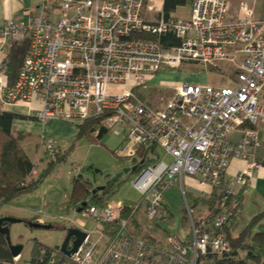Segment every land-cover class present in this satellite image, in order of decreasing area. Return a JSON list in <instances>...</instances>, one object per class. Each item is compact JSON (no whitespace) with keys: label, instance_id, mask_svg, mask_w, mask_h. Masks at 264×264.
I'll list each match as a JSON object with an SVG mask.
<instances>
[{"label":"built area","instance_id":"built-area-1","mask_svg":"<svg viewBox=\"0 0 264 264\" xmlns=\"http://www.w3.org/2000/svg\"><path fill=\"white\" fill-rule=\"evenodd\" d=\"M229 1L191 0L187 17L148 21L142 14L148 0H39L35 14L0 23V114L24 106L42 123L61 119L75 126L101 116L107 130L125 129L120 157L133 159L141 146L152 143L161 151L131 180L139 193L136 201L82 208L95 221V237L83 221L66 219L65 227L86 235L70 255L59 246L48 256L42 250L46 264H200L206 253L220 255L228 248L224 233H212L207 224L229 226L240 208L235 187L248 186L254 169L264 172V162L254 160L258 127H264V17L240 0L236 16L228 19ZM169 31L178 45L164 47L143 38ZM25 38L27 50L10 78L9 47ZM183 62L199 65V71L229 68L234 80L222 86L174 83L159 106L134 92L162 68ZM235 132L236 142L230 139ZM40 143L50 160L61 152L51 138L40 136ZM232 158L247 165L220 188ZM33 162L35 179L40 164ZM184 175L220 188L218 211L195 223L185 201L188 238L136 234L132 217L137 216L142 232L165 220L164 193Z\"/></svg>","mask_w":264,"mask_h":264},{"label":"rangeland","instance_id":"rangeland-1","mask_svg":"<svg viewBox=\"0 0 264 264\" xmlns=\"http://www.w3.org/2000/svg\"><path fill=\"white\" fill-rule=\"evenodd\" d=\"M239 1L240 0L229 1L226 18L232 19L236 16ZM246 1L253 4L255 14L258 17H264V0ZM24 40L27 39L25 38L21 40L20 43ZM233 80L234 74L229 68H221L219 70L210 68L208 70L199 71V65L191 62H183L179 67L174 69L166 67L162 68V70L156 74L153 81L143 87L134 88V92L138 95L141 94L142 97L150 99V103L153 105L159 106L161 105L160 98H166L172 93V89L167 86L174 83L188 82L193 84L222 86L230 84ZM146 87H150V89L146 90ZM262 100H264V91L262 93ZM14 109L18 110L26 108L21 106ZM115 129L116 128H114V130ZM41 136L48 137L44 132L41 133ZM75 137L76 136L73 138L75 139ZM48 138L54 140L52 137ZM119 138L120 137L114 132H110L101 140L82 135L78 140H73L67 143L66 147L61 149V153L64 152V150L69 149L67 153L65 152V158L54 164L53 168L50 169L43 181H41L34 190L22 194L20 198L0 206V214L12 213L17 215L19 214V211L17 210L18 207L24 208L31 203L33 204L31 207L42 211L41 215L50 212L55 216L54 220L51 221L54 228L51 229L31 228L24 221L10 224L9 237L11 243L21 244L23 246L18 259V264H22L23 261L30 258L34 241L41 242L50 247L59 245L65 234V231L62 228L65 227L66 219L68 218L73 217L75 220L83 221L85 223V229L91 231L92 236L95 237L94 219L83 215L81 212L73 214V211L66 208L63 209L62 207L66 205L67 198L71 193L74 177L80 176L83 179H89L92 182H96L98 186L102 185L107 179L114 177L123 167L130 165L131 159L129 160L120 157L118 151L113 147L114 143L117 140H120ZM112 144L113 146H111ZM32 147L34 150L35 144ZM37 152L39 153V156H37L38 159L41 157L43 158L39 160V164H41L39 169L41 172L50 159L46 157L41 143L38 146ZM55 158L56 157L52 159L55 160ZM137 173V171H132L118 177L117 182L113 186V192L110 198L112 200H121L124 203L136 201L139 198V193L132 186L131 180L137 175ZM166 191L167 195H170V199L166 198V202L172 212V217H168V212H166L165 220H159L157 223L162 229L169 233H176L182 238L185 235L184 233L189 229L188 216L186 213L182 215L184 208L185 212L187 211L182 192L177 187L176 183ZM195 214L196 211H192L193 219L195 218ZM145 228L150 233L156 235L159 234V232L154 229V225H148L145 226Z\"/></svg>","mask_w":264,"mask_h":264},{"label":"trees","instance_id":"trees-1","mask_svg":"<svg viewBox=\"0 0 264 264\" xmlns=\"http://www.w3.org/2000/svg\"><path fill=\"white\" fill-rule=\"evenodd\" d=\"M190 3L191 0H163V18L167 19L175 12L177 7L189 5ZM143 38L146 40H156L164 47H171L179 44V40L172 31L160 36L145 35ZM27 47V40H24L22 43L19 42L10 45L6 57L10 78L15 76ZM139 96L142 95L139 94ZM27 118L33 117L13 111H4L0 114V206L11 202L22 194L34 190L38 184L43 181L54 164L64 159L66 155L65 152L67 153V151H69V149H66L64 152L58 153L55 156V160L51 159L46 167L39 173L37 178L33 179L30 174L34 162L22 146L23 141L28 135L23 131H16L13 128V121L15 119ZM101 120V116L91 117L86 119L82 124L77 125L78 132L75 140H78L82 135L101 140V138L109 132V130L101 125ZM245 126L248 127L249 125ZM94 131H97V133L94 134ZM159 157L160 151L157 145L152 143L147 146H141L137 152V156L131 159L130 164L136 165L135 171L138 172L147 164L155 162ZM117 180L118 177H111L102 184L103 188L101 190L93 192L96 187H94V182L89 179H83L80 176L74 177L72 190L67 198L65 208L71 211L74 209L76 210L84 201L87 202V204L83 208L89 205L97 207L104 206L111 199L113 186ZM224 184V180L222 179L220 188ZM220 188H218L217 199L220 195ZM234 198L238 200L237 192ZM217 211L216 209L212 214ZM208 218H211V216L208 215ZM263 218L264 210L251 217L235 237L231 231L232 222L229 226H225L221 229L210 227L209 230L214 234L219 231L224 233L228 241V248L220 255L206 253L202 256L200 264H264V232L260 229L261 220ZM23 220L36 221L35 218H24ZM200 220L201 219L194 218L195 223H198ZM132 222L134 223V231L136 234L143 237L148 235L147 231L142 232L140 229L141 222L137 220V216L132 217ZM5 224L6 223H3V225ZM57 247L58 245L50 247L41 242L34 241L30 258L23 261L22 264H46L47 261H45L43 255H51ZM42 250H44L43 255L40 254ZM3 263L13 264V256L5 235L0 233V264Z\"/></svg>","mask_w":264,"mask_h":264},{"label":"crops","instance_id":"crops-1","mask_svg":"<svg viewBox=\"0 0 264 264\" xmlns=\"http://www.w3.org/2000/svg\"><path fill=\"white\" fill-rule=\"evenodd\" d=\"M39 0H0V23H2L5 19L9 17H23L27 18L28 15L35 14L37 12V5ZM162 5L163 0H148L146 3V7L143 10V17L148 21H155L162 15ZM188 6V7H187ZM187 7V9H186ZM190 12V4L179 6L176 8L175 12L172 16L177 17H187ZM158 74V72L156 73ZM156 75L149 81H153ZM148 82V83H149ZM178 82V81H177ZM159 83V82H157ZM148 86V85H147ZM150 89V87H146V90ZM138 95V94H137ZM145 102L150 103V99L139 96ZM33 106L38 108V103H34ZM11 111L25 114L27 115V109H12ZM13 128L16 131H23L27 133V137L22 143L23 148L30 156L32 161L34 160H41L42 157L38 159L39 156L38 146L40 144V136L41 133L44 132L45 135L48 137H52L56 140V143L60 146V149L66 147L67 143L75 140L73 137L76 136L78 132V128L76 126H72L68 122L61 120V119H53L48 120L46 123L42 124L38 120L34 118H27V119H15L13 121ZM110 132H114L117 136H119L120 140H117L111 146L115 147V149H119L125 139V129L122 127H118L115 130H109L106 134L108 135ZM260 145L255 150L254 160L264 162V127H258ZM104 135V136H106ZM103 136V137H104ZM239 132H235L230 136V139L236 142L239 139ZM102 137V138H103ZM101 138V139H102ZM35 144V148L33 147ZM160 151V149L158 148ZM161 153V151H160ZM46 155V154H45ZM47 157V156H46ZM40 163V162H39ZM41 165V164H40ZM131 165V164H130ZM247 165V161L242 159L232 158L230 161V165L226 169L224 174V183L226 184L230 181L242 168ZM40 173V169H39ZM38 173V175H39ZM37 178V177H36ZM177 187L182 192V196L184 201L187 202V205L192 211H196L194 217L196 219H201L202 217H208L210 215L213 216L214 207L217 202V194L219 189L212 188L209 185H200L198 181L189 175H184L182 177V181L180 182L179 179L175 181ZM182 183V184H181ZM97 186L96 182H94V187ZM237 192V198L241 202L240 208L234 215L232 219V234L235 237L239 230L247 223V221L253 217L254 215L262 212L264 210V172L262 169H254L253 177L250 181L248 186H236L235 187ZM20 196L16 197L15 199L20 198ZM166 198L170 199V195H167V191L164 193V208L165 212H168V217H172V212L169 209L168 203L166 202ZM13 199V200H15ZM112 200V199H111ZM33 204H29L26 207H18L17 210L19 214L14 215L12 213L8 214H0V216H12L17 218H35L36 221L43 223H51L54 220V214L48 212V214L41 215L37 213V208L31 207ZM63 209L65 208L62 207ZM61 208V209H62ZM18 213V212H17ZM185 208L182 211V215H184ZM207 226L211 227V223L208 222ZM154 229L159 232V234H154V237L159 239H164L167 235H175L180 237L176 233H169L166 230L162 229L158 223L154 225ZM260 229L264 232V218L261 220ZM148 232V231H147ZM150 233V232H149ZM183 238H188V230L184 233Z\"/></svg>","mask_w":264,"mask_h":264},{"label":"water","instance_id":"water-1","mask_svg":"<svg viewBox=\"0 0 264 264\" xmlns=\"http://www.w3.org/2000/svg\"><path fill=\"white\" fill-rule=\"evenodd\" d=\"M136 165H128L123 167L118 173H116V177H121L123 174H127L129 172L135 171ZM103 188V185L96 186L93 190L99 191ZM87 204V202H82L79 207L76 209L77 212H80L81 209ZM24 221L31 228H39V229H51L54 228L51 223H41L38 221L32 220H23L22 218L12 217V216H0V233L4 234L6 240L9 244V249L11 251L12 256H17L21 253L23 246L21 244H12L9 237V226L11 223ZM3 223H6L3 225ZM65 234L58 245L60 247V251L65 255H70L75 252L77 247L81 244L82 240L85 237V232L79 229L78 227H63ZM71 238H73L71 240Z\"/></svg>","mask_w":264,"mask_h":264},{"label":"flooded vegetation","instance_id":"flooded-vegetation-1","mask_svg":"<svg viewBox=\"0 0 264 264\" xmlns=\"http://www.w3.org/2000/svg\"><path fill=\"white\" fill-rule=\"evenodd\" d=\"M73 238H71V240H72Z\"/></svg>","mask_w":264,"mask_h":264}]
</instances>
